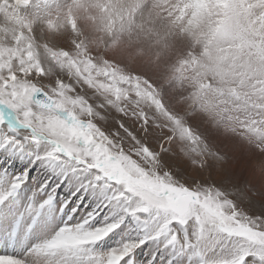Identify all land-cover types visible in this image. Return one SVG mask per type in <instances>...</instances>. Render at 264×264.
I'll list each match as a JSON object with an SVG mask.
<instances>
[{"label":"snow or ice","instance_id":"obj_1","mask_svg":"<svg viewBox=\"0 0 264 264\" xmlns=\"http://www.w3.org/2000/svg\"><path fill=\"white\" fill-rule=\"evenodd\" d=\"M0 264H264V0H0Z\"/></svg>","mask_w":264,"mask_h":264}]
</instances>
